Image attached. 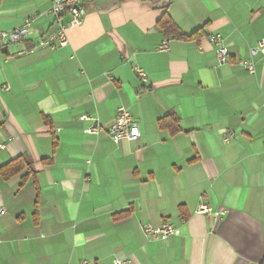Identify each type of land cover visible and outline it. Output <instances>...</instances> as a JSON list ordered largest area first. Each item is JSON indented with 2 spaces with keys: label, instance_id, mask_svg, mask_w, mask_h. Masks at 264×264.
<instances>
[{
  "label": "crops",
  "instance_id": "crops-1",
  "mask_svg": "<svg viewBox=\"0 0 264 264\" xmlns=\"http://www.w3.org/2000/svg\"><path fill=\"white\" fill-rule=\"evenodd\" d=\"M49 7L0 0V32L31 17L37 32L0 41V169L26 162L0 176V264H263L264 58L254 74L237 61L264 38V0H91L68 45L42 49ZM164 14L185 36L201 31L167 37ZM217 34L227 64L208 41ZM120 108L139 139L85 133L82 116L107 128ZM200 204L224 215H198ZM146 223L176 233L149 239Z\"/></svg>",
  "mask_w": 264,
  "mask_h": 264
},
{
  "label": "built area",
  "instance_id": "built-area-1",
  "mask_svg": "<svg viewBox=\"0 0 264 264\" xmlns=\"http://www.w3.org/2000/svg\"><path fill=\"white\" fill-rule=\"evenodd\" d=\"M50 4L49 9L43 13L45 18L52 19L56 23V27L46 36L41 37L37 43L38 48L54 49L64 48L68 45L67 33L69 30L80 27L86 16L84 4L91 0H47ZM67 17L68 22L61 24V19ZM36 17L28 18L24 23L13 30L7 32H0V41L12 45L20 46L25 40L32 36H37L36 30L33 28ZM209 43L213 46L219 64H227L230 60L227 48L224 45L223 39L220 35H211L208 37ZM169 49V42H163L158 51L166 52ZM31 51H23L20 49L19 54L31 53ZM258 56L264 58V38L257 41L255 46L248 51V58L238 60L237 65L247 70L250 74H254L255 63L254 59ZM136 73L143 83L147 82L146 74L141 70L136 69ZM2 91H8L7 87L1 88ZM82 121H89V126L85 133L90 136H98L102 132H106L113 143L118 144L121 141H135L140 138L141 134L137 125L133 122L130 112L125 108L117 110L115 120L107 127L103 128L100 124L90 120L86 116L81 117ZM222 140L228 143L230 140L236 139L234 133L221 132ZM2 147V146H0ZM6 210L0 206V220L4 216ZM198 215L213 217L218 219L224 215V212H216L206 204H200L197 209ZM142 234L153 240L166 241L170 236L176 233V228L173 225L165 224L161 226H154L146 223L141 227ZM113 264H131L128 259L116 258Z\"/></svg>",
  "mask_w": 264,
  "mask_h": 264
},
{
  "label": "trees",
  "instance_id": "trees-1",
  "mask_svg": "<svg viewBox=\"0 0 264 264\" xmlns=\"http://www.w3.org/2000/svg\"><path fill=\"white\" fill-rule=\"evenodd\" d=\"M158 28L167 36V37H171L175 40H181V41H190L193 40L196 35L201 31H199L196 35L193 36H185L183 35L178 28L174 25V23L171 21V19L169 18V16L167 14H164L161 19L158 21L157 23ZM159 127L160 128H165V119L160 120L159 122ZM171 134L174 135L178 132V129H172ZM25 159L23 157L18 158L10 163H8L7 165H5L4 167H2L0 169V176L3 179H9L10 177L20 173L22 171V169L24 168L25 165ZM43 163L48 164L50 163L49 160H44ZM128 213H122L121 215H119L117 218H121L126 216ZM264 264V262H263Z\"/></svg>",
  "mask_w": 264,
  "mask_h": 264
}]
</instances>
